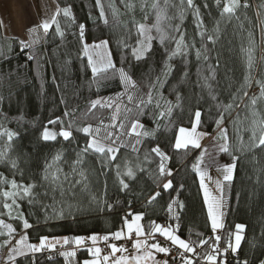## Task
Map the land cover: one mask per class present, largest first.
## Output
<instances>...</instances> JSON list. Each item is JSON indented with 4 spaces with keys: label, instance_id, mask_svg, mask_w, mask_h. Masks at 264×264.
Wrapping results in <instances>:
<instances>
[{
    "label": "trees",
    "instance_id": "trees-1",
    "mask_svg": "<svg viewBox=\"0 0 264 264\" xmlns=\"http://www.w3.org/2000/svg\"><path fill=\"white\" fill-rule=\"evenodd\" d=\"M54 1L57 8L70 7L72 13L71 17H65L62 12L56 16L65 33L63 38L55 33L53 25L48 34L44 35L41 44L21 50L20 40L5 36L0 26V131L17 134L11 141L6 140L3 151L7 153L9 159H16L18 163V168L13 169L7 161L0 162V176L9 181L15 179L23 184L35 181L39 185L46 162H51L58 152L62 154L61 167L65 172H69L71 164L77 159V153L92 138L91 135L77 129L88 125L93 129L100 127L102 131L98 139L108 145L112 141L103 139L104 129L107 128L108 131L119 135V140L114 146L124 145L120 147L117 159L108 163L100 154L89 150L84 154L80 167L86 171L91 192L101 200L106 199L113 207L109 210L103 203L90 202L88 194L81 192V186L77 185L75 189L77 195L70 202L77 204L78 207L71 210L65 207L63 217L53 214L51 209L45 210L40 205H30L27 200H23L18 201L20 211L32 225L31 228L24 229L21 220L10 218L2 203L0 212L5 214L0 215V219L13 224L16 229L13 238L23 233L27 234L30 242L37 241L42 236L109 234L122 227L123 218L129 212L143 214L141 222L146 232L149 230V223L155 221L172 227L176 234L186 241L190 239L198 243L201 238L214 237L197 180V172L193 168V164L197 163V158L202 153V147L188 146L177 149L173 143L177 129L191 125L196 109L202 113L198 129L212 137L213 141L223 143L222 140L216 139L219 132L216 120L223 111L222 107L217 108V104L232 102L234 93L242 95V92H237L247 75L246 51H242V48L247 49L248 46L255 48L254 56L257 59L255 79H264L262 75L264 56L256 57L259 46L257 13L261 12L258 10L260 0H248L249 7L237 12L239 20L235 18L228 20L226 17L222 19L220 12L223 5L217 7L215 0H194L204 22L205 37L199 35L196 18L192 14V9H188L182 22L174 20L172 23L181 24V31L189 47L171 60L168 56L175 49V43L166 42L161 45L159 40L152 41L151 50L140 60L133 55L132 49L138 46V39H142L138 37L133 21L145 23L144 12H149L146 23L151 25L154 22L151 0H148V6L144 11H141V0H133L135 8L132 11L126 9L121 0H101L104 18L100 16V7L97 6L96 0ZM113 2L121 13L115 18L110 7ZM173 2L179 4V0ZM185 7L187 8V5ZM175 12V8H169L170 15ZM105 19L107 23L104 22ZM217 20L221 21L222 31L220 39L213 44L206 37L213 34ZM81 24L85 26L83 39L79 30ZM249 32L252 33L254 45L249 43ZM152 34L156 35L154 30ZM175 35L178 38L180 33ZM99 41H107L110 59L116 69L123 68L137 83L138 89L129 87L126 90L118 71L109 70L108 73L93 76L83 46ZM202 44L209 49L207 61L196 56L197 49L203 51ZM29 55H33L35 59H28ZM169 65L170 74L165 75ZM211 69L216 73L215 79L209 80L212 91L217 96L215 101L209 96L208 89L203 87V78L211 75ZM157 77L160 79L157 85L160 95L154 90L153 104L148 106L144 114H140V108H137L136 104L140 98L146 99L144 94L148 91V85L155 82ZM250 89L256 91L251 92ZM245 90L248 91L249 97L259 95V86L256 84ZM126 91L135 97L133 102L128 101ZM177 93L182 97V107L174 109L171 122L168 117L160 119L158 122L160 127L156 130L155 136L140 137L142 142L136 145L138 151H133L131 145L135 143L137 137L130 132L131 124L138 119L146 129H157L155 114L163 110L165 100L175 104ZM249 97L244 98L245 104L248 103ZM97 99L102 104H111L112 107L97 105L90 110V101ZM157 100L162 106L161 109L155 108ZM236 103L240 104V107H234L230 114L224 113V122L221 125L228 129L233 151L236 147V138L232 120L238 113L241 118L247 113L239 99ZM258 107L264 108V103H258ZM127 108L132 111H126ZM66 111L70 114L64 115ZM113 115L117 116L116 120L112 119ZM57 117L63 121L66 130L72 131V137L67 141L59 136L56 141H44L41 134L45 126L49 130L60 131V124H48L49 120H55ZM70 122L72 128L68 129ZM121 122L124 124L123 129L119 128ZM109 125L115 127H108ZM244 136L247 140L248 133ZM112 139L115 140L116 136ZM9 144L11 148L7 147ZM157 145L170 157L167 167L172 171L171 176L161 177L159 180L156 177L160 158L151 152ZM146 154L149 155L148 160H145ZM236 155L240 153L237 152ZM252 156L253 153L242 156L237 163L233 181L224 183L225 203L222 211L225 228L217 230L222 236L219 246L223 249L226 247L223 237L229 232L234 233L236 224L246 226L243 232L244 239L236 252L237 262L240 264L244 261L248 264H261L264 261V159L253 160ZM218 158L223 163L232 162L228 153L220 152ZM126 163L136 172V177L135 179L123 177L129 183V188L121 190L116 175L117 165L123 173L126 171ZM141 168L144 170L141 171ZM167 180L172 181L173 188L164 190L162 184ZM3 190H11L10 185L0 184V192ZM35 191L39 193L43 189L37 187ZM156 192H160L161 195L149 204V198ZM40 199L43 203H51L47 197ZM174 199L184 205L183 208L177 205L173 207V212L179 216L178 220L168 211V204ZM3 200V196L0 195V202ZM154 236L157 237L154 240L162 238L157 233ZM6 239L9 238L0 236V253L8 246L4 244ZM210 251L211 241L201 247L199 256L204 257L205 253ZM76 252L75 258L66 260L60 252L51 258L48 250H44L29 254L27 257L16 258V264H79L81 259L87 257V251L80 248ZM168 264L180 263L168 260Z\"/></svg>",
    "mask_w": 264,
    "mask_h": 264
},
{
    "label": "snow or ice",
    "instance_id": "snow-or-ice-1",
    "mask_svg": "<svg viewBox=\"0 0 264 264\" xmlns=\"http://www.w3.org/2000/svg\"><path fill=\"white\" fill-rule=\"evenodd\" d=\"M124 3V6L129 11H132L135 8V4L133 0H121ZM96 4L100 7V16L104 18V8L101 5V0H96ZM215 4L217 7L222 6L220 16L221 18H227L231 20L233 18L239 20L240 16L237 15V12L244 8H248V0H215ZM187 5V8L185 7ZM148 6V0H141V11H144L145 7ZM113 13V17H118L121 13L119 9L116 7L115 3H111L110 5ZM151 9L154 12V22L149 25L146 21L149 19V12H144V21L145 23H140L137 21H133L138 37H142V39H138L137 47L132 49L133 55L137 60H140L148 53L152 48V41L159 40L161 45H164L166 42H174L175 49L171 51L168 56V59L171 60L173 57L181 54L183 49L189 47V45L185 42V35L181 31L180 23H172L174 20L183 21L188 9H192V14L196 18V26L199 30V35L201 37H205V26L204 22L201 18V13L199 7L194 3V0H179V4H175L173 0H151ZM207 7V4H205ZM169 8H175L176 12L172 15L169 14ZM261 8H264V4H261ZM63 13L65 17H71V9L70 7H65L60 9L59 7L56 10V14L49 20H43L39 25L33 26L28 29V35L30 37L34 36L38 29H42L44 34L47 35L49 29L55 25V33L58 34L61 38L64 37L65 33L60 27L59 21L56 19V16ZM259 16L260 13H257ZM245 18H247L245 16ZM107 23V20L104 21ZM220 20L216 21V27L213 29V34L207 35V40L211 41L215 44L220 39ZM261 24H264V21H261ZM0 26H2V22H0ZM241 27L243 25L241 24ZM84 28L83 24L79 25L80 37L83 39L84 37ZM153 30L156 35L154 36ZM176 33H180L179 37L175 35ZM262 33H264V29H262ZM249 43L250 45H254V41L252 40V33H248ZM39 37L37 36L35 39H31L30 41L20 40V48L21 50L32 48L37 42ZM107 41L101 42V44L95 45L96 48H100L102 46H106ZM194 47V45H192ZM84 52L88 54V45H84ZM202 49H197L196 56L198 59L203 58L205 61L209 59L208 52L209 49L206 45L202 44ZM242 51H246L247 53V61L246 65L248 68V74L244 78L243 84H241L240 88L237 89V92H242V95L233 94L232 102L227 104H217V108L223 109L219 118L216 120L217 128H219V132L217 133L216 139L222 140L223 143L219 145V152L228 153L231 156V163L225 165H218L217 170L222 171L223 179L216 180L215 187L217 192L220 195H213L212 191L209 189L208 185L205 183V178L211 180L209 173L206 168H201V164L203 163L204 152L197 158V163L193 164L194 170L200 177V187L203 189L204 193V201L207 205V214L208 218L211 221V230L213 233H216L218 229H224L225 224L223 223L224 213L221 210L224 206V183L231 182L234 179L235 170L237 168V163L246 153H253L252 159L257 160L255 155L257 150L264 153V108L258 107V103H264V79H255L252 75V70L255 68V56L254 51L255 48L250 46L248 49H241ZM9 51L11 48L9 47ZM28 59H35L33 55H29ZM264 60V58H262ZM88 63L91 65V71L93 76H96L101 73H108L109 70L118 71L121 82L123 83L125 89L127 90L129 87L133 89H138L137 83L132 79V77L123 69H116V66L113 64L112 60L109 58L106 62L97 63L93 60L92 56H88ZM211 68V66H210ZM171 66H168V70L165 72V75L170 74ZM187 75V73H185ZM264 75V73H262ZM216 73L214 69H211V75L204 77L203 87L208 89V94L212 100H217V96L212 91V85L209 83L210 79H215ZM253 81L256 85L259 86V95H253L249 97V93L247 88H251L253 85ZM160 83L159 77L153 83L148 85V91L145 93V98H140L136 104L137 108H140V114H144L145 110L149 105L153 104V91H157V95H160L157 85ZM127 99L129 102H133L135 97L132 94H128L127 91ZM249 97L248 103H244V98ZM162 98V97H161ZM239 99L243 107L247 109V113L241 118L238 113L236 117L232 120L235 138H236V147L233 151L232 146L229 142V134L228 129L221 127L224 122V113H229L231 110L235 108H239L240 104L236 103V100ZM181 100L182 97L179 93L176 95V103L173 104L170 100L164 101L163 110L159 111L155 114V119L157 121V129L149 130L146 129L143 124L139 122V120H135L131 124V133H134L137 139L135 143L131 145L133 151H138L136 145L141 144L140 137H154L156 130L159 129V120L168 117L169 122H171V117L173 115V111L176 108H181ZM97 105L101 107H112L111 104H102L99 99L90 101V110L97 107ZM143 105V108H141ZM161 104L157 100L155 103V108L161 109ZM126 111L131 112L132 109L127 108ZM119 112V105H117V113ZM69 112H65L64 115H69ZM201 111L196 109L194 112V123L192 124L191 129H186L181 127L179 129V136L176 139L175 147L179 148H187L189 145H192L194 148H200V139L206 135L205 133H198L197 126L201 123ZM113 120L117 119L116 115H113ZM103 123V122H101ZM48 124L56 125L60 124L61 129L59 132L49 130L47 126H45L41 136L44 141H56L57 137H62L64 140H69L73 133L71 130H66L63 127V121L57 117L55 120H49ZM108 127H115V125H109ZM72 128V123L70 122L68 125V129ZM120 129L124 128L123 122L119 125ZM78 131H81L85 134L91 135V139L88 140L86 146L77 153V159L73 161L70 166V171L65 172L63 167H61L62 154L57 153L51 160V162H46L45 167L43 169L40 184L38 185L35 181H32L28 184L18 183L15 179L11 181L6 178L0 176V184H9L11 190H3L0 192V195L3 196L4 200L2 203L3 209L6 210V214L12 218L21 220L23 222V228L29 229L32 225L29 223L27 219L24 218L22 212L20 211V204L18 201L27 200L30 205H40L45 210L51 209L52 213L63 217L64 209L71 210L73 207H78L77 204H73L70 201L73 200L77 193L75 191L77 185L81 186V192H85L88 194L90 198V202H100L103 203L109 210L112 209L113 205L107 203L106 199L101 200L96 196L95 193L91 192L88 182V176L86 171L80 167L83 164V156L88 153L89 150L96 154H100L102 159L108 163L117 159V153L120 150V147L124 145L121 144L119 146H114L119 140V135L112 131H108L107 128L104 129L105 135L103 137L104 140H111V144H104L101 142V139H98L102 129L97 127L95 129L92 128L91 125L78 128ZM130 133V134H131ZM248 133L247 140H245L244 134ZM0 135H6L8 141H11L14 136L17 134L11 131H5L4 133H0ZM113 136H116V139L113 140ZM11 148L9 144L7 146ZM152 153H155L156 156L160 158V162L158 164V176L156 177L159 180L161 177L171 176L172 171L167 167V161L170 159L157 145L156 147L151 149ZM240 153V155H236V153ZM149 159V155H145V160ZM11 164L13 169L18 168V163L16 159H9L7 153L4 151H0V162H5ZM126 171L121 172L120 166L117 165L116 175L119 178V185L121 190H126L129 188V183L125 181L123 177H127L129 179H135L136 172L133 168L128 167L127 163L125 165ZM139 167V166H138ZM143 171L144 169H140ZM21 175L23 173L21 172ZM75 177H79L76 179ZM45 185L47 187H45ZM159 186V185H158ZM37 187H41L43 191L37 193L35 189ZM164 190L173 188V183L171 180H167L162 184ZM106 188V186H105ZM161 195L160 192H156L152 195L148 203H153L157 197ZM40 197H47L51 200V203H43ZM10 201V202H9ZM174 205H177L179 208H183L184 205L178 200L174 199L171 203L168 204V211L173 214V216L178 220L179 216L177 213L173 212ZM13 212H15V216H13ZM5 213L0 212V215H4ZM131 217V219H129ZM46 213V219H47ZM143 219L142 213L133 214L131 212L127 213L123 218V226L120 230L115 232H111L109 234H105L100 236L98 234H92L88 237L85 236H74V237H63V238H53L52 240L49 237L44 236L39 239L38 244L29 243V238L27 234L21 235L18 240H16L15 245H13L11 249V253L8 256V260L12 262V264H16L17 257H27L30 253L35 254L42 252L44 250H54L57 245L63 244L65 246L69 244H74L77 247L86 246L87 241H91L92 247H86V251L92 256V259H86L83 261V264H168L167 260L159 261L156 259L155 254L152 250H155L156 253L168 254L170 252V248L167 246H162L159 242L157 243H149L150 238H154L155 233H159L161 236L166 238V241H170L171 245L179 246V249H183L188 253H195L196 247H203L208 245L211 241V251L205 253V259L209 262V264H217L218 256L225 257L229 250L232 253H236L237 250L241 246V241L244 239L243 232L245 230L244 224H236L235 225V233L229 232L226 237L223 239L226 242V247L223 249L220 248V242L222 240V236L217 234L214 237H210L209 239H199L198 243L193 242L190 239L186 241L182 239L179 235L176 234V231L170 226H162L155 221H151L149 223V230L146 232L145 227L142 225L141 221ZM126 229V232H125ZM6 230V231H5ZM16 229L13 224L6 223L5 220L0 219V236H7L9 239L4 241V244L11 243V238H13ZM133 233L135 234L136 239L133 240ZM199 235V234H198ZM121 241V240H130L132 241V248L136 250L134 255H124L129 251L128 247L124 244L118 245L116 243L110 241ZM99 241H103L105 246L109 251L107 254L102 255V249L97 246ZM120 253L121 255L117 256L116 254ZM66 260L69 258H75L77 252L75 250L71 251H62L60 253ZM183 264H194L191 259H183V253H181ZM219 264H227L226 259H221ZM243 264H248L247 261H244ZM264 264V261L261 262Z\"/></svg>",
    "mask_w": 264,
    "mask_h": 264
},
{
    "label": "rangeland",
    "instance_id": "rangeland-1",
    "mask_svg": "<svg viewBox=\"0 0 264 264\" xmlns=\"http://www.w3.org/2000/svg\"><path fill=\"white\" fill-rule=\"evenodd\" d=\"M261 4H264V0H260V6L258 8V10L260 9V15L258 16L257 18V26H258V30H259V33H258V48H257V53H256V57L257 56H264V33H262V29H264V24H261V21H264V8H261ZM101 42L103 41H99V42H96V43H91V44H86L88 45V54H87V57L90 55L92 56L93 60L96 61L97 63H101V62H106L109 58H110V55H109V52H108V48H107V45L106 46H102L100 48H96L95 45H98V44H101ZM249 48V46L247 47V49ZM245 60L247 61V53L245 54ZM255 61H257V59H255ZM256 67V66H255ZM246 68H247V65H246ZM248 68H247V74H248ZM252 75L254 76L255 78V68L252 70ZM253 84H255V82L253 81ZM252 88V87H251ZM251 92H254L256 91V89H250ZM194 123V116H193V120H192V123L189 127H184L186 129H191L192 127V124ZM181 127H179L178 129H180ZM177 129V130H178ZM5 131H0V133H4ZM130 132H131V128H130ZM197 132L198 133H205L204 131L198 129V126H197ZM206 134V133H205ZM179 136V130H178V133L177 135L175 136L176 139L177 137ZM206 138H207V134L204 135L201 139H200V145L202 146L203 143L206 141ZM176 139L174 138V147H175V144H176ZM6 140L7 139V136L6 135H0V151H3L5 149V144H6ZM217 142L213 141V139L209 140V145H213L211 147V150L214 148V146H216ZM190 147H193L192 145H189ZM176 148V147H175ZM256 156L259 160L261 159H264V153L260 152V150H257L256 151ZM216 155L214 154V152H210L208 154V156H203V163L200 165L201 168H206L208 173H209V176L211 177V180H209L208 178H205V183L208 185L209 189L212 191V194L213 195H220L219 192H217L216 190V187H215V181L216 180H222L223 179V173L222 171H218L217 170V166L218 165H225V164H229L231 162H227V163H220L218 162V158L217 156L215 157ZM220 161V160H219ZM197 180H198V183H199V186H200V177L199 175L197 174ZM200 190H201V194H202V198H203V201H204V193H203V189L200 187ZM204 204H205V208H206V212H207V205L204 201ZM222 210V209H221ZM138 212H133V214H136ZM208 216V214H207ZM129 219H131V217H129ZM209 220V225H210V229H211V221L210 219L208 218ZM142 223V222H141ZM160 224V223H159ZM162 226H165L163 224H161ZM123 226V225H122ZM167 227V226H166ZM122 228V227H121ZM121 228L117 229V230H120ZM115 230V231H117ZM114 231V232H115ZM125 232H126V229H125ZM211 233L212 235H216V233H213L212 230H211ZM235 233V232H234ZM92 234H98L100 236H103L99 233H91L90 235ZM159 234V233H157ZM22 234H18L17 236H15L12 240H11V243L8 244V246L6 247V249L0 253V261L2 262V260L5 262V263H8L11 262V261H7L6 258L9 256V254L11 253V249L13 247V245H15L16 243V240H18L20 238ZM90 235H78V236H85V237H88ZM160 235V234H159ZM161 236V235H160ZM44 237V236H42ZM49 237L50 240H52L53 238H63V237H68V236H65V235H58V236H47ZM163 239H158V240H154L151 238L149 239V243H157L159 242L162 246H164L163 244L164 243H167V244H170L171 242L170 241H166V238H164L163 236H161ZM41 238V237H40ZM39 238V239H40ZM137 237H135V234L133 233V240L136 239ZM39 239L37 241H28L29 243H34V244H38L39 243ZM103 241H99L98 242V245L103 251H102V255L103 254H107V252L109 251V249L106 248V246L104 247H101L99 244L102 243ZM113 243H116L117 242H113ZM61 246H64V249L63 251H71V250H75L77 251V246L74 245V244H69L67 246L63 245L62 243L59 244ZM58 245V246H59ZM132 245V243H131ZM130 245V247H128L129 251L126 252V253H123L124 255H134V254H138L136 253V250L132 248V246ZM86 247H92V244H91V241H87V244L86 246H80V248H84L86 249ZM8 248H9V251H8ZM66 248V249H65ZM172 249V250H171ZM170 249V252L168 254H163V253H156L155 250H152L153 253L155 254L156 256V259L159 260V261H164V260H176L178 261L180 264H183V261H182V257L179 255V254H175L173 253V250L174 249H179V246H173L171 247ZM181 252H184L186 253L185 255H183V259H191L194 264H209L208 261H206L205 258L203 257H198V258H193V257H189V253L188 252H185L183 249H179ZM8 251V252H7ZM6 252V253H5ZM61 253V252H60ZM117 256L121 255L120 253H117L116 254ZM197 256H199V252L197 254ZM63 257V256H62ZM18 258V257H17ZM177 258V259H176ZM220 258V257H218ZM86 259H92V256L87 252V257L81 259V261L79 262V264H83V261L86 260ZM197 259H201L203 262H197ZM109 264H111V262H109Z\"/></svg>",
    "mask_w": 264,
    "mask_h": 264
},
{
    "label": "crops",
    "instance_id": "crops-1",
    "mask_svg": "<svg viewBox=\"0 0 264 264\" xmlns=\"http://www.w3.org/2000/svg\"><path fill=\"white\" fill-rule=\"evenodd\" d=\"M56 10L57 4L54 0H0V22H2V33L5 36L15 37L19 40L25 41H30L38 36V42L34 45L37 46L41 44L44 38L45 34L43 30L38 29L37 33L30 37L28 35V29L39 25L43 20H50L56 14ZM211 139L212 137L207 136L206 141L201 146L202 152L205 153V156H208L210 152H214L218 158L220 144L216 143V146L211 150V147L214 145L208 144ZM218 162L222 163L219 160ZM20 234L24 235L23 233ZM6 260L9 261L8 257Z\"/></svg>",
    "mask_w": 264,
    "mask_h": 264
},
{
    "label": "built area",
    "instance_id": "built-area-1",
    "mask_svg": "<svg viewBox=\"0 0 264 264\" xmlns=\"http://www.w3.org/2000/svg\"><path fill=\"white\" fill-rule=\"evenodd\" d=\"M217 234H218V231L216 232V235H217ZM154 238H157V237H154ZM110 242H117L118 245L124 244L126 247H130V245H131V243H132V241H130V240H121V241H114V240H113V241H110ZM99 245H100V246H105V243L102 242V243H100ZM163 245L169 247L170 249H171V247H172L171 243H170V244L164 243ZM63 249H64V247H62V246H57L54 250L48 251L49 257L54 258V257L56 256V254H57L58 252L63 251ZM200 249H201V247H196V252H195V253H189V257H193V258H198V257H200V256H197L198 252H199V255H200ZM171 250H172V249H171ZM173 253H175V254H179L180 256H181V253H183V255L186 254V253H184V252H181L179 249H174V250H173ZM218 257H219V256H218ZM203 258H205V256H204ZM176 259H177V258H176ZM221 259H226L227 264H240V263L237 262L238 260H237L236 253H232L231 250L227 253V255H226L225 257H220V258H218V260H217V264H219V261H220ZM197 262H201V263H202L203 261H202L201 259H197ZM0 264H8V263H5V262L2 260V262L0 261ZM206 264H207V263H206ZM242 264H243V262H242Z\"/></svg>",
    "mask_w": 264,
    "mask_h": 264
}]
</instances>
